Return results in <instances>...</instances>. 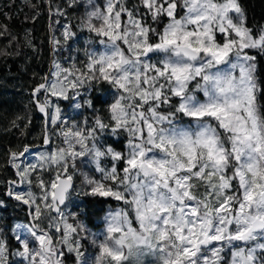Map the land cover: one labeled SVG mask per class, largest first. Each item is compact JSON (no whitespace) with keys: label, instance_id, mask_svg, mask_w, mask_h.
Here are the masks:
<instances>
[{"label":"snow or ice","instance_id":"6c2138e0","mask_svg":"<svg viewBox=\"0 0 264 264\" xmlns=\"http://www.w3.org/2000/svg\"><path fill=\"white\" fill-rule=\"evenodd\" d=\"M47 7L66 21L53 52L87 33L85 58L53 59L31 92L41 143L9 149L0 165L14 177L0 181L4 195L26 214L11 236L0 226V264H264V24L242 0ZM81 7L74 25L69 10ZM0 38V56L35 51L7 24ZM105 84L102 113L89 93ZM61 102L92 121L67 119ZM30 123L12 126L25 135ZM92 201L108 204L101 231L88 226Z\"/></svg>","mask_w":264,"mask_h":264},{"label":"trees","instance_id":"16d2710c","mask_svg":"<svg viewBox=\"0 0 264 264\" xmlns=\"http://www.w3.org/2000/svg\"><path fill=\"white\" fill-rule=\"evenodd\" d=\"M61 3L62 0H55ZM247 11L249 22L253 25L264 24V0H242ZM33 5L36 7L34 8ZM48 0H0V24H7L11 31L21 38L27 32L35 45V51L31 48L22 47L19 49L20 55L10 57L0 56V165L7 160L9 149H16L24 144L41 143L43 118L37 113L35 108L30 104L32 100V89L40 82L42 78L49 75L52 68L53 59H60L66 65L70 63L67 57L69 55L83 60V48L86 46L87 33H81L71 45V51H64L59 56L53 52L51 38L59 37L61 25L66 21L60 17L50 18L48 11ZM84 11L83 7L69 10L71 22L75 25L79 22L78 18ZM7 13L10 19L6 18ZM35 17V19H33ZM59 20V23L56 21ZM8 45V38H0V50L5 49ZM79 49V51H77ZM10 51H16L15 45L9 48ZM90 96L96 98L95 106L102 113H106L107 102L111 101L112 95L108 86L100 85L92 92ZM65 117L71 121L83 123L86 119L89 123L93 119V113L89 109H76L69 102H61ZM31 117V123L24 130L12 126L16 118ZM27 120L17 121L23 127ZM108 143L118 149L123 147L124 136L119 138L105 135L103 138ZM92 167L90 164L86 168ZM13 170L0 168V181L12 179ZM0 199L7 202V206L0 208V226L8 230L11 236V227L14 222H24L26 214L23 207H18L17 202L9 200L4 195V187L0 184ZM113 205L115 202H110ZM90 215L86 218L88 226L96 231L103 225V215L108 204L92 201L89 204ZM13 248L16 242L11 241ZM68 264H72L69 259Z\"/></svg>","mask_w":264,"mask_h":264},{"label":"rangeland","instance_id":"374dc122","mask_svg":"<svg viewBox=\"0 0 264 264\" xmlns=\"http://www.w3.org/2000/svg\"><path fill=\"white\" fill-rule=\"evenodd\" d=\"M30 159H31V157H30ZM103 216H104V215H103ZM16 223H18V222H14V223L12 224V227H13ZM102 227H103V225H102L101 227H99L96 231H101V230H102Z\"/></svg>","mask_w":264,"mask_h":264},{"label":"water","instance_id":"95a60500","mask_svg":"<svg viewBox=\"0 0 264 264\" xmlns=\"http://www.w3.org/2000/svg\"><path fill=\"white\" fill-rule=\"evenodd\" d=\"M38 114H40L39 112H37ZM41 115V114H40ZM42 116V115H41Z\"/></svg>","mask_w":264,"mask_h":264},{"label":"flooded vegetation","instance_id":"af4514ba","mask_svg":"<svg viewBox=\"0 0 264 264\" xmlns=\"http://www.w3.org/2000/svg\"><path fill=\"white\" fill-rule=\"evenodd\" d=\"M6 196V195H5ZM7 197V196H6Z\"/></svg>","mask_w":264,"mask_h":264}]
</instances>
